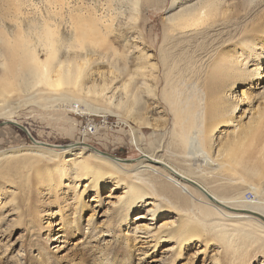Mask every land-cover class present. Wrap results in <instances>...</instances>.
<instances>
[{
  "label": "bare ground",
  "instance_id": "6f19581e",
  "mask_svg": "<svg viewBox=\"0 0 264 264\" xmlns=\"http://www.w3.org/2000/svg\"><path fill=\"white\" fill-rule=\"evenodd\" d=\"M146 1L150 2V0ZM159 1L162 4L165 2V0ZM249 1L252 2V0ZM48 2H46L48 8L39 18V23H33L26 29L23 28L26 17V12L22 8L23 3L12 2L7 9L9 12L6 10L4 13L6 18H3L2 24L5 29L0 31V95L16 92L15 99L11 102L16 105L15 108L20 106L23 99L31 100L34 92H39L40 97L44 95L52 97L50 94L53 95L55 92H63L68 96L70 93L72 96L76 93L71 92L84 91L83 81H81L84 69L87 68L90 71L94 67L97 69L96 66L109 61L112 55V46L101 47L103 37L110 27L106 18L101 15L90 16L91 18L85 15L83 17L79 13L72 12L65 0H48ZM131 2L134 9L138 0ZM243 2L244 0H169L165 8L166 14L161 21V34L158 38L149 40L152 43L156 39L159 41V65L149 63L146 57L143 58L144 56H138L135 61H130L132 64L130 68H133L127 75V82L128 86L131 85L129 98L134 107L139 96L146 99L132 116L133 123L139 128L133 133L134 143H137L140 138L137 136L138 132L140 135L145 127L152 128V134L156 136L155 140L158 139L157 131L162 130L169 122L168 115L164 112L166 109L162 106L163 102L171 114L172 143L176 141L175 144L181 147L186 159L192 158L195 161L200 159L203 163L216 160L218 174L222 170L224 172L232 170L233 173L237 171V176L245 178L243 184L249 185L254 190L256 195L254 199L246 202L241 195L224 197L215 193L201 182L203 180L199 181L192 175L191 167H188L191 165L190 161V165L184 166L187 169H180L181 166L178 168L164 159L165 156H160L162 151L156 155V150L152 147L149 150L147 147L140 148L141 155L135 159L136 161L124 163L111 154L88 147V144L84 142H76L84 145L73 142L62 151L71 154L74 150L71 158L66 159L65 163L56 164L52 169L44 167L46 175L44 172L43 174L50 188H55L62 176H71L74 180L85 178L83 189L77 193L78 195L82 194L86 188H93L97 195L103 179H114L115 184L110 187V190L117 186L122 188L117 196H113L115 200L111 201L112 211L119 219H124L138 206H145L143 211L133 216L132 220L135 223L133 222L131 233L135 238H139L142 245L146 244L148 248H153L152 252L161 242H169L163 245L147 264H161L167 257L173 260L180 256L184 247L196 238L193 222L205 226L206 222L199 219L196 214L192 215L195 199L203 201L208 206L206 217H208V228L211 229L208 231L212 232L211 234L215 233L218 239H223L230 249L232 248L230 239L232 240L235 235L248 239L249 243L251 242L250 245L260 242V246L253 245L256 248L254 247L255 250L251 256L246 255L247 259L244 257L246 259L244 264H250L251 258L257 253L256 249L262 258L260 264H264V220H262L264 219V198L259 197L261 195L264 197V110L261 107L256 112L252 111L251 105H249L250 109L241 108V105L245 103L248 105L253 97L248 92H235L238 84L247 80L251 81L249 82L251 88L252 82L262 76L261 71L264 67L262 59L251 60L252 57H249V54L242 57L247 47L251 49V46L245 42L248 36L235 39V44L238 46L236 48L241 50V53L235 49L232 51L224 45H222L224 48L217 52L213 47L220 43L218 39L230 27L234 26L238 29L246 12ZM131 15L132 13L126 15V25L129 21H134L135 18ZM259 30H261V24L258 27H251L248 32L251 34ZM261 32H264V29ZM130 45L131 48H137L135 44ZM173 46L180 48L204 46L208 50L204 55L197 56L195 59L197 67L194 68L193 74L189 75L186 73L187 62L179 66L176 55L172 56L170 47ZM126 54H129V50ZM251 61L252 63L249 64ZM114 69L120 72L124 66L120 68L114 66ZM108 72L113 75L111 77L107 75L110 77L108 82L111 83L117 75L112 71ZM102 74L105 75L100 72V76ZM148 76L154 79V85L144 83L145 77ZM189 79L192 81L186 82ZM138 80H141L139 92H137ZM102 85H105L104 81ZM158 85L161 87L157 93ZM180 85L184 88L181 89ZM103 87L102 91L107 90L106 86ZM119 88L125 90L126 83H121ZM109 89L112 88L109 86ZM116 89L117 87H113L114 91ZM86 92L92 93L90 90ZM262 97L264 101V95ZM147 100L150 103H147ZM154 114L157 117H154ZM6 115L5 120L21 124L8 114ZM202 117L205 121L204 126L200 124ZM245 117L247 121L242 123L241 120ZM229 126H234V129L228 133L222 130V127ZM236 126L238 127L235 128ZM150 144L155 145L152 142ZM29 152L47 161H54L58 156L53 149L38 143L31 145V150L26 154H30ZM126 165L128 168H125ZM66 172L69 174L65 175ZM55 174L59 177H53ZM192 191L197 194L196 197ZM205 193L212 198L210 199ZM166 209H172L175 214L155 225L159 213ZM146 221L148 222L145 223ZM101 232L97 237L106 235ZM65 236L66 232L60 230L49 240L62 242L60 238ZM244 246V249L248 250L249 245ZM61 247L55 246L56 249ZM209 261L208 264H214V259L211 258Z\"/></svg>",
  "mask_w": 264,
  "mask_h": 264
},
{
  "label": "rangeland",
  "instance_id": "374dc122",
  "mask_svg": "<svg viewBox=\"0 0 264 264\" xmlns=\"http://www.w3.org/2000/svg\"><path fill=\"white\" fill-rule=\"evenodd\" d=\"M15 1L20 4L23 3L22 8L26 12L25 21H23L24 29L26 27L29 28L33 23H39V18L45 9L48 8L46 3L48 0H0V31L5 29L2 24L6 18L4 13L8 9L9 4ZM65 1H67L68 8L72 12L79 13L83 17L89 18L90 16L101 15L107 19L108 24H110V27H108L109 32L105 33L101 47L112 46V55L109 57V61L96 66L98 67L97 69L94 66L92 68L93 71L87 68L84 69V74L81 78L84 86L82 89L85 92L90 90L92 93H85L84 91L71 92L76 93V95L72 94L71 96L68 92V96V94L66 95L63 92H55L53 95L50 94L52 97H48L49 95L40 97L39 92H34L33 96L36 98L33 97V100L27 101L23 99L17 108H15L16 105L11 104L14 101L13 99H15L16 92L4 93L2 96L5 98L0 95V121L5 120L6 114H8L12 119L26 126L39 145L53 149L58 154L54 161H47V159L34 156L30 152L27 155V151L31 150V145L35 143H32L27 135L16 126H0V264H147L154 254L158 253L161 247L169 242H161V244L156 246L155 251L152 252L153 248H148L146 244L142 245L143 243L139 242V238L134 237L131 233V228L135 223L132 220L133 216L141 212V210L143 211L145 206H138L135 211L125 217L126 219H119L115 212L112 211L113 205H111V201L115 200L113 196H117L122 188L117 186L110 190V187L115 184L114 179H103L104 181L101 182L97 195L93 188H86L82 194H77L83 189L85 178L74 180L71 179V176H62V179L59 180L60 182L56 183L55 188L49 187V182L45 178L44 167L52 169L56 164L63 163L66 159L71 158L74 155V150L71 151V154L70 152L63 153L62 151L73 142L80 145L84 144L76 142H84L88 144V147H94L111 154L114 158L124 163L136 161L135 159H138L141 155L140 148L145 149L147 147L149 150L152 147L153 150H156V155L162 151L160 156H165L164 159L168 160L172 165L178 166V168L181 166L182 168L180 169H187V164L190 165L191 162L192 166L188 167H191L189 169L192 175L199 181L203 180L201 182L217 194L224 195V197L241 195L246 202L254 199L256 195L249 185L243 184L245 178L237 176V171L233 173L231 172L232 170L230 172L220 170L221 173L218 174L216 171V160L211 161V163H203L200 159L196 161L192 158L186 159L181 147L175 144L176 141L172 143L173 140L170 137L172 129L171 114L163 102L162 106L166 109H164V112L168 115L169 122L162 130L157 131L158 139L156 140L158 141L155 140L156 136L154 133L152 134V128L145 127L142 129L141 136L138 132L137 136L140 138L137 143H134L133 133L139 128L133 123L132 116L136 114L138 106L142 105V103L144 104L146 99L143 96H139L135 107L130 102L131 85L129 84L128 86L127 82V75L131 73L133 68H130V65H132L130 61H135L138 56H144L143 58L146 57L145 59L149 63L153 62L159 65V41L158 39L154 40V43L151 41L155 37L158 38L161 34V21L166 14L165 8L169 0H165L163 4L159 0H150V2L138 0V5L136 4L134 9L131 5L132 0ZM243 3L246 12L238 29L236 26V28L234 26L230 27L220 37L221 39H218L220 43L213 45V47L216 52L227 46L228 49L232 51L235 49L241 53V50L236 48L238 46L235 44V39L248 36L245 42L251 46V49L247 47L246 50L248 52L245 50L242 57L245 54H249V57H252L251 60L262 59L264 67V32H261L264 29V0H252V2L244 0ZM6 12L9 11L7 10ZM130 13L135 19L133 18L134 21H129L126 25L125 17ZM260 24L261 30L251 32V34L248 32L251 27H258ZM130 44H135L137 48H131ZM127 48H129V54H126V51L128 53ZM170 49L173 53L172 56L176 55L179 66L183 62H187L186 73H189V75H192L197 67L195 62L197 56L204 55L208 50L204 46L196 48L173 46ZM251 63L252 61L249 64ZM113 65L119 68L124 66V69H120V72H118ZM95 71L103 72L105 75L103 76L102 74L100 76V72L97 73ZM108 71H112L117 75L116 79L111 83L108 81L113 75ZM261 73L262 76L252 82L251 88L249 87V84H251L249 83L251 82L250 80L241 82L236 87V93L244 91L250 93L253 97V100L248 105L245 103L241 105V108L250 109L252 107V111L256 112L263 107L262 109L264 110V101L262 100L264 95V68ZM157 74H159L158 69ZM151 78V76L145 77L144 83L150 86L154 85V79ZM103 81L105 85H102ZM140 81L138 80L137 83V92L141 91V87H139ZM191 81L192 79L186 80L188 83ZM121 83H126V91L119 88ZM108 85L112 88L111 90ZM103 86H106L107 90L102 91ZM113 87H117V89L114 91ZM160 87V85L157 86V93ZM180 87L181 89L184 88L183 85H180ZM147 103H150L149 100H147ZM154 117H157V115L154 114ZM246 119V117L242 118L241 122L245 123ZM200 124L201 126L205 125L204 117H202ZM233 127H222V130L228 133L234 129ZM155 134L157 135V133ZM150 141L155 145H151ZM174 145L176 147L178 145V147L176 148ZM153 146H156V148H153ZM126 166L125 168H128ZM214 167L215 170H213ZM35 172L43 176H39ZM68 174V172L65 173V175ZM229 174L230 176H228ZM53 177L59 176L55 174ZM238 177L239 179H237ZM154 184L156 185L155 182ZM221 184L225 185L222 186ZM108 194L111 196L106 197ZM193 195L197 196L195 192H193ZM261 196L259 197L264 198ZM174 214L175 211L172 209H166L159 213L158 219L154 224L158 225L164 218ZM194 214L203 222H206L205 226L202 224V227L201 224L193 222L196 238H193L184 247L185 249L180 256L173 260L167 257L161 264H208L211 258L214 259V262L212 261L214 264H244L247 257L253 254L254 247H257L256 244L260 246V242L250 245L251 242L249 243L248 239H242L241 235L237 237L235 235L232 240L230 239L232 241L231 250L225 245L223 239H218L213 230L214 234L209 232L211 229L208 228V217H206L208 215V206L203 201L195 199L192 215ZM87 217H89V221ZM60 230L66 232V236L60 238L62 242L49 240L56 236ZM101 231L106 233V235L97 237ZM241 244L243 246L249 245L248 250H245V246L243 247ZM57 245L62 247L56 249L55 246ZM53 246L54 248H52ZM238 248H240L239 251ZM198 250L201 251L198 252ZM255 252L257 253H255V257L251 258L250 264H260L262 259L259 256L260 252L257 249Z\"/></svg>",
  "mask_w": 264,
  "mask_h": 264
},
{
  "label": "water",
  "instance_id": "95a60500",
  "mask_svg": "<svg viewBox=\"0 0 264 264\" xmlns=\"http://www.w3.org/2000/svg\"><path fill=\"white\" fill-rule=\"evenodd\" d=\"M4 125H13V126H16V127H18V128H20L26 135H27V137L30 139V141L32 142V143H38L35 139H34V137L31 135V133H30V131L27 129V127L26 126H24V125H22V124H18V123H16V122H12V121H9V120H3V121H0V126H4ZM98 151H100V150H98ZM100 152H102V151H100ZM103 153V152H102ZM106 154V153H105ZM210 199L212 198L210 195H208L207 193H205ZM260 217V216H259ZM261 218V217H260ZM262 220H264V219H262Z\"/></svg>",
  "mask_w": 264,
  "mask_h": 264
}]
</instances>
